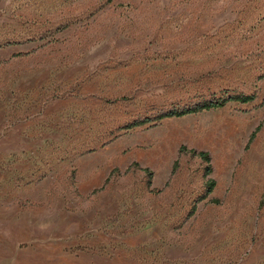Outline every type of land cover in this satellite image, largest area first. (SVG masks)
<instances>
[{
  "label": "rangeland",
  "instance_id": "1",
  "mask_svg": "<svg viewBox=\"0 0 264 264\" xmlns=\"http://www.w3.org/2000/svg\"><path fill=\"white\" fill-rule=\"evenodd\" d=\"M0 264H264V0H0Z\"/></svg>",
  "mask_w": 264,
  "mask_h": 264
},
{
  "label": "trees",
  "instance_id": "2",
  "mask_svg": "<svg viewBox=\"0 0 264 264\" xmlns=\"http://www.w3.org/2000/svg\"><path fill=\"white\" fill-rule=\"evenodd\" d=\"M253 99H254L253 94H233V95H228L226 97H220L219 99H215V100H206V101L202 102L201 104H199L195 107L185 108L182 110H169L167 112L160 114L157 118L162 119V118L172 117V116H182V115L197 112L200 110H207L210 108L222 107L229 101H237V102H241V103H247L249 101H252ZM146 122H147V120H136L134 122L127 124L123 128L130 129V128L142 125ZM255 131H253L251 133V135L249 137V142L252 140ZM184 150H185L184 146L179 147V153L183 152ZM189 151L191 154L198 155L204 162H206L205 174L208 175L211 171L209 154L205 151H196L195 149H190ZM133 164L138 165L136 162H134ZM175 166H176V162L172 166V169H171L172 173H174V171L176 169ZM142 170L145 171L149 176H151L152 172L147 167L142 168ZM148 181L150 183V179ZM206 185H207V189H206V191L203 194L201 199H204L212 191V189L215 185V180L213 178H209L206 182Z\"/></svg>",
  "mask_w": 264,
  "mask_h": 264
}]
</instances>
